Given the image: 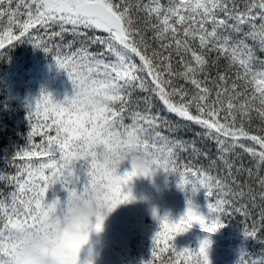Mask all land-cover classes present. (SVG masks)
<instances>
[{
  "label": "snow or ice",
  "instance_id": "6c2138e0",
  "mask_svg": "<svg viewBox=\"0 0 264 264\" xmlns=\"http://www.w3.org/2000/svg\"><path fill=\"white\" fill-rule=\"evenodd\" d=\"M13 4L0 0V57L17 43H30L52 56L73 94L56 101L42 90L27 104L25 144L11 161L5 159L16 171L0 173V182L12 189L0 193V264H81L79 254L90 234L102 231L106 216L117 206L136 199L129 187L133 178L150 179L158 170L177 176V187L191 195L178 220L151 210L159 229L152 237L150 257L141 264H211L208 237L194 248L178 250L173 244L194 224L214 234L225 226L222 218L238 213L253 221L251 228L243 229L245 239L264 231V176L259 175L264 170V60L256 56V47L264 52V0H244L242 5L237 0ZM67 35L72 40L65 44ZM93 45L101 50L89 51ZM136 90L150 93L143 97V111L140 101H133ZM154 98L186 127L199 126L201 138L215 141L229 177L233 165L228 157L247 154L259 191L234 188L235 180L229 183L195 162L199 149L163 135L150 110ZM253 113L261 121L256 134L244 127L245 120L251 126ZM190 147L194 159L181 163L179 152ZM125 161L131 168L120 173ZM247 171L253 175L252 169ZM56 184L67 199L46 202V193ZM201 188L207 215L191 199ZM81 196L93 203L94 223L82 217L73 222L75 231L70 233L65 208L70 210ZM257 199L259 219L253 216ZM69 235L67 246L56 243ZM83 264H93L91 249ZM236 264H264V251L256 256L241 248Z\"/></svg>",
  "mask_w": 264,
  "mask_h": 264
},
{
  "label": "trees",
  "instance_id": "16d2710c",
  "mask_svg": "<svg viewBox=\"0 0 264 264\" xmlns=\"http://www.w3.org/2000/svg\"><path fill=\"white\" fill-rule=\"evenodd\" d=\"M166 2V0H162ZM239 4H243L244 0H237ZM15 6V0L14 4ZM23 11V9H21ZM6 22V18H5ZM2 30V26H0ZM99 34V33H97ZM150 35V34H149ZM72 40L70 35L65 37L64 43ZM250 45H254L251 40L247 41ZM59 43V40H56ZM77 43L75 47H79ZM101 48L98 45L89 47V51L97 52ZM256 56L260 60H264V52H261L256 47ZM215 57L213 56L212 59ZM44 61L47 63H55L51 55L46 54L39 48H33V46L26 42H20L7 50L3 57H0V173L3 174H14L16 169L8 161L16 150L24 146L27 133L29 131V125L25 119L27 114L28 102H34L41 94V91L50 93L52 96V90L55 88V82L53 78L41 79L40 81H34V77L30 74L36 66L37 61ZM137 63H139L137 59ZM221 70L225 69V62H220ZM216 69L213 68V75ZM139 75V73H138ZM146 77V73L143 74ZM183 83V81H181ZM67 94L70 97L73 94V88L71 82L65 87ZM150 95V93H143L136 90L133 95V101L139 100V110L143 111L146 105L143 102V97ZM136 104H133V108ZM151 114L157 117V124L159 125L158 130L171 140H182L188 142L191 146L199 149L201 155L198 161H195L204 168L211 170L213 175H220L222 178H227L229 183L235 180L233 187L237 185L241 186L245 192L248 187L251 186L256 191L258 188V179L256 176V170L254 164L247 154L240 156L230 155L228 157L229 163L233 165L232 175L228 176V170L224 163L219 159V153L214 140H208L201 138L197 133L201 132L202 129L199 126L186 127L184 122L180 118L176 117L175 114L168 113L164 108L163 103L154 98L153 103L150 107ZM256 114L253 113V121L251 126L245 120L244 127L251 133L256 134L257 127L261 124V121L255 118ZM42 122V121H41ZM179 122V123H178ZM240 126V121H237V127ZM39 139L38 137L36 138ZM194 142V144H192ZM179 158L181 163L187 162L190 159H194L191 147L189 151L179 152ZM213 161L215 163L213 164ZM239 169V171H238ZM248 169H252L253 175H248ZM157 174L161 179L162 183L173 192V197L178 203H185L187 196L191 194L187 191H181L177 187L178 177L172 174L165 173L162 170H158ZM260 176H264V170L259 173ZM55 187L52 186L46 193V199L51 198L55 195ZM12 189L5 183L0 182V193H8ZM180 198V199H179ZM194 201L200 200L203 204V208L200 209L202 214L207 215L206 210V199L205 192L201 188L195 195L191 196ZM244 200L248 202L251 207V202L248 197L245 196ZM257 208L253 211V216L259 219L258 213L260 211V201L257 199ZM222 222L225 224L223 228H220L216 233L209 234L201 231L199 225H193L191 229L185 232V236L181 239L173 241L175 247L179 250L184 247H198L199 242L205 237H210L211 245L210 248H215L218 251H223L224 254L234 256L236 261L239 256L241 248L246 252L253 253L258 256L264 251V231H258L257 237L254 239H245L243 236V229L245 226L251 228L253 223L252 219H245L242 215L236 213L230 217L222 218ZM209 239V238H208ZM152 239H145L142 235L137 234L130 241V244L124 249L123 264H141V261H147L150 257ZM235 261V264H236ZM211 264H225L221 260L211 262Z\"/></svg>",
  "mask_w": 264,
  "mask_h": 264
},
{
  "label": "rangeland",
  "instance_id": "374dc122",
  "mask_svg": "<svg viewBox=\"0 0 264 264\" xmlns=\"http://www.w3.org/2000/svg\"><path fill=\"white\" fill-rule=\"evenodd\" d=\"M35 63L36 66L30 73L34 77V81L53 78L55 88L52 90V97L56 101H62L65 96L70 97L65 89L70 81L62 69H59L55 63L51 64L42 60ZM130 168V163L125 161L118 171L123 173ZM84 179L82 176L81 181ZM53 186L56 188V193L46 199V202L50 203L53 199H59L63 203L67 199V193L62 190L61 185ZM129 187L136 199L131 203L120 205L114 210L104 221L101 233L92 232L90 234L89 243L81 249L79 254L81 264L89 257V249L92 252L93 264H123L124 249L137 234L142 235L145 239H152L154 233L158 231V221L152 217L151 210L153 208L161 217L167 213L173 221L178 220L185 211L186 202L183 204L178 203L180 200L176 202L173 192L162 183L157 172L150 179L133 178ZM194 203L199 207V210L203 208L200 200H196ZM184 236L185 233L180 234L174 240ZM208 238L210 239V237ZM208 255L211 262L221 260L225 264H235L234 257H229L223 251H218L215 248H209Z\"/></svg>",
  "mask_w": 264,
  "mask_h": 264
},
{
  "label": "clouds",
  "instance_id": "9594fccd",
  "mask_svg": "<svg viewBox=\"0 0 264 264\" xmlns=\"http://www.w3.org/2000/svg\"><path fill=\"white\" fill-rule=\"evenodd\" d=\"M121 205H123V204H121ZM120 206V205H119ZM119 206H117L114 210H116ZM113 210V211H114ZM94 211H95V208H94V206H93V203H92V201L90 200V199H88L86 196H81L79 199H77V200H75L74 202H73V204H72V206H71V209L69 210L68 208H67V206H66V208H65V215H66V217H67V219H66V221H65V224H66V226H68L69 227V230H70V233L71 232H74L75 230L74 229H72L70 226L73 224V222L74 221H76V220H78V219H80V218H82V217H85V216H88L90 219H93L94 217H92V213H94ZM112 211V212H113ZM111 212V213H112ZM111 213H109L107 216H106V218H105V220L107 219V217L111 214ZM104 220V221H105ZM104 224V223H103ZM102 231H103V229H102ZM101 231V232H102ZM100 232V233H101ZM97 234V233H96ZM99 234V233H98ZM89 239H90V237H89ZM71 242V235H69V236H66V237H62V238H58L57 240H56V243H59V244H63V245H65V246H67L69 243ZM89 243V240H88V242L86 243V244H88ZM85 244V245H86ZM84 245V246H85ZM83 246V247H84ZM82 247V248H83Z\"/></svg>",
  "mask_w": 264,
  "mask_h": 264
}]
</instances>
